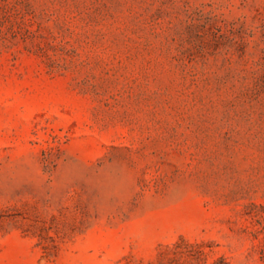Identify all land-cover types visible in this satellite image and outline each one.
Here are the masks:
<instances>
[{
    "label": "rangeland",
    "instance_id": "rangeland-1",
    "mask_svg": "<svg viewBox=\"0 0 264 264\" xmlns=\"http://www.w3.org/2000/svg\"><path fill=\"white\" fill-rule=\"evenodd\" d=\"M0 264H264V0H0Z\"/></svg>",
    "mask_w": 264,
    "mask_h": 264
}]
</instances>
